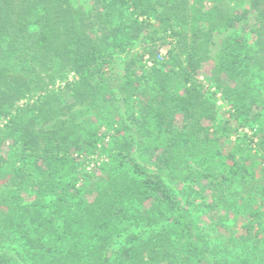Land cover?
<instances>
[{
    "label": "trees",
    "instance_id": "obj_1",
    "mask_svg": "<svg viewBox=\"0 0 264 264\" xmlns=\"http://www.w3.org/2000/svg\"><path fill=\"white\" fill-rule=\"evenodd\" d=\"M224 31L205 86L212 34ZM138 41L111 73L114 53ZM38 92L26 119L17 103ZM215 93L229 105L218 125ZM65 94L94 110L119 95L135 142L115 140L97 171L84 170L100 136L73 137L59 119ZM2 117L0 264H227L195 207L240 217L237 240L253 259L235 264H264V0H0ZM4 146L21 164L6 169Z\"/></svg>",
    "mask_w": 264,
    "mask_h": 264
},
{
    "label": "rangeland",
    "instance_id": "obj_2",
    "mask_svg": "<svg viewBox=\"0 0 264 264\" xmlns=\"http://www.w3.org/2000/svg\"><path fill=\"white\" fill-rule=\"evenodd\" d=\"M253 24L254 12H251L245 22L244 27L247 31H249ZM226 33L227 31L214 32L212 34V43L209 45L210 58L203 63V68L200 70L198 76V80L202 81L205 86H207L205 81L206 76L208 77L211 74V65L214 61L215 55L218 52L220 40ZM143 34H145V32H143ZM158 35L159 34H157V36ZM166 39L167 41H170L171 38L167 37ZM155 43L160 44L161 40L157 39L155 40ZM142 47L143 43L138 41L135 45L126 46L122 50L116 51L114 53L113 62L109 65L110 72L116 76H120L123 73L125 61L128 58L138 54L142 50ZM169 47L170 44L165 43L158 48L156 55V59L158 61H165L168 58L166 51ZM143 60L147 66H150L152 63V60L148 57V55H145ZM72 77L73 75L70 73L68 78L71 79ZM59 83L60 82L57 81L56 85L54 86L56 87ZM43 94L44 92L35 93L32 97L22 99L17 103V105L22 108L20 113L23 115V117L28 119L33 115V110L27 109L28 105L35 102L36 98H39L38 95ZM210 99L214 110V125H218L219 123L223 122L224 117H226V112L229 108V105L228 102L221 97L220 93L210 95ZM59 102L60 105H64V112L59 116V119L66 120L64 125L69 127V130L72 131L73 137L78 139L86 138L91 131H96L98 136H100L99 140L97 141L98 148L101 149L100 156H89L82 152V158L85 160L84 170L97 171V167L101 164V159L106 157L107 150L112 148L111 146L113 143H115V140L117 141L122 138L131 143L135 142L137 134L136 124L130 115V111L127 110L119 95L117 99L112 102V107L108 110L105 108L94 110L92 108H87L84 105L73 104L72 99L68 94H65L64 97L62 96ZM6 118L7 117H2L0 119V127L4 125ZM35 122L36 127L46 128L53 121L43 123L39 118H36ZM231 124L233 128L237 127L234 122ZM116 129H120V132L116 133ZM241 130L248 134H251L254 131V129H250L248 127H239L238 131ZM231 138H235L234 133L231 134ZM8 149L9 148L7 146L2 148V153H5L7 158L6 169H9L14 165L21 164V161L14 154V152L12 150L9 151ZM134 155L141 165H146L143 159L139 156V152L137 150H134ZM171 187L174 189L179 198H184L185 195L191 193L190 185H184L182 188H178L174 185H171ZM234 189L240 191L242 190V185L235 183ZM193 213L199 227L203 230L211 246H219V255L224 261H226L227 264H235L240 259H248V261L253 259V253L251 254L248 252L250 250L240 247L237 240V237L244 231L242 227L243 222L240 217L229 215L224 219L222 218L223 212L220 209H208L206 207H195L193 208ZM260 235L261 237H264V233H261ZM192 264L203 263L195 261Z\"/></svg>",
    "mask_w": 264,
    "mask_h": 264
}]
</instances>
